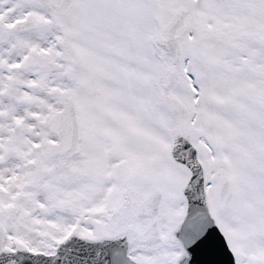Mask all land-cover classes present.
Returning a JSON list of instances; mask_svg holds the SVG:
<instances>
[{
    "label": "snow or ice",
    "instance_id": "obj_1",
    "mask_svg": "<svg viewBox=\"0 0 264 264\" xmlns=\"http://www.w3.org/2000/svg\"><path fill=\"white\" fill-rule=\"evenodd\" d=\"M0 264H264V0H0Z\"/></svg>",
    "mask_w": 264,
    "mask_h": 264
}]
</instances>
